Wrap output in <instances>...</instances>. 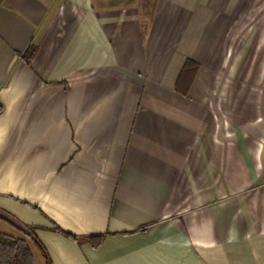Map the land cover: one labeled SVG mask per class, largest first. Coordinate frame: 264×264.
<instances>
[{
  "label": "crops",
  "instance_id": "0c3cea01",
  "mask_svg": "<svg viewBox=\"0 0 264 264\" xmlns=\"http://www.w3.org/2000/svg\"><path fill=\"white\" fill-rule=\"evenodd\" d=\"M29 229L52 264H264V0L1 2L0 232Z\"/></svg>",
  "mask_w": 264,
  "mask_h": 264
},
{
  "label": "trees",
  "instance_id": "16d2710c",
  "mask_svg": "<svg viewBox=\"0 0 264 264\" xmlns=\"http://www.w3.org/2000/svg\"><path fill=\"white\" fill-rule=\"evenodd\" d=\"M4 0H0V3ZM140 10L145 19H151L155 11L157 0H139ZM34 48L30 46L24 54L25 59H29L33 56ZM37 247L46 261V264H52L49 256L32 232H23ZM69 237L74 238L71 235ZM104 236H90L84 241L91 243L94 247H97L103 241ZM77 240V239H76ZM0 264H37L34 258L31 246L26 239L16 238L5 233L0 232Z\"/></svg>",
  "mask_w": 264,
  "mask_h": 264
},
{
  "label": "rangeland",
  "instance_id": "374dc122",
  "mask_svg": "<svg viewBox=\"0 0 264 264\" xmlns=\"http://www.w3.org/2000/svg\"><path fill=\"white\" fill-rule=\"evenodd\" d=\"M11 229L13 230V228L11 227ZM25 230H27V229H25ZM15 232H16V234H18V233H20L21 234V236L23 237V238H25L26 240H28V243L31 245V246H33V248H36L35 247V245L32 243V241L30 240V239H28V237L25 235V233H23V232H25V231H19V230H14ZM37 249V248H36Z\"/></svg>",
  "mask_w": 264,
  "mask_h": 264
}]
</instances>
